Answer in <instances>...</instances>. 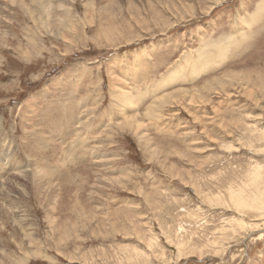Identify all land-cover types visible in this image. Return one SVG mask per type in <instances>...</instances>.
Instances as JSON below:
<instances>
[{
    "label": "rangeland",
    "instance_id": "rangeland-1",
    "mask_svg": "<svg viewBox=\"0 0 264 264\" xmlns=\"http://www.w3.org/2000/svg\"><path fill=\"white\" fill-rule=\"evenodd\" d=\"M11 1L0 264H264V0Z\"/></svg>",
    "mask_w": 264,
    "mask_h": 264
},
{
    "label": "bare ground",
    "instance_id": "bare-ground-1",
    "mask_svg": "<svg viewBox=\"0 0 264 264\" xmlns=\"http://www.w3.org/2000/svg\"><path fill=\"white\" fill-rule=\"evenodd\" d=\"M89 3L88 4H91V2H93L92 0H87ZM11 2H15L14 0H12ZM64 2V1H63ZM114 3V2H113ZM109 4H110V2H109V0H103V3L102 2H100V3H98V8H99V10H100V13L102 14L103 12H108V8H109ZM92 5V4H91ZM18 6H19V4H18ZM12 7V6H11ZM15 8V7H14ZM12 9V8H11ZM6 11V10H5ZM256 13L254 14L255 15V17H253V21H256L255 22V24H257V23H259L261 20H262V18H263V13H262V11H264V3L263 2H261V3H259L258 5H257V8H256ZM8 13V12H7ZM100 14V15H101ZM111 13H109L108 15H110ZM6 16H9V14H6ZM51 20V19H50ZM245 21V23H249L250 25H251V22H252V20H244ZM105 23V22H104ZM249 25V26H250ZM7 27V26H6ZM224 40V39H223ZM215 41V40H214ZM229 42H233V41H230V40H228ZM220 41H218V43H219ZM227 42V41H226ZM214 44V45H216V48L218 47L217 45H218V43L215 41V42H213V40L212 41H209V43H208V45H210V44ZM222 43H223V41H222ZM222 43H219V44H222ZM225 43V42H224ZM227 44H225V46H226ZM222 46H224V44L222 45ZM228 46V45H227ZM226 46V47H227ZM220 47V46H219ZM225 47V48H226ZM205 46L203 45L201 48H200V50H199V52H200V56L202 55V54H204L202 57H203V59L202 60H206L210 55L209 54H207L206 52L207 51H205ZM208 48V47H207ZM223 48V47H222ZM220 49V48H219ZM227 50H228V47L226 48ZM207 50V49H206ZM222 49H220V51H221ZM226 50V51H227ZM225 50H224V52H226ZM227 54V53H226ZM223 55H225V54H223ZM189 58H191V55H189L188 57H186L185 58V61H188L189 60ZM198 59L197 60H199V59H201L200 57H197ZM211 58V57H210ZM212 59V58H211ZM197 63H199L198 61H197ZM210 63V61H207V62H204V63H200L199 64V68L198 69H196V70H198V72L200 73V72H202V70L203 69H205V68H208L207 66H208V64ZM195 65H198V64H195ZM194 65V66H195ZM183 66V65H182ZM181 66V67H182ZM157 70V69H156ZM149 71V70H148ZM175 71V70H174ZM176 72V71H175ZM195 72V71H194ZM124 73V72H123ZM174 73V72H173ZM171 74V73H170ZM175 74V73H174ZM198 74V73H197ZM172 75V74H171ZM171 75H169V76H171ZM168 76V77H169ZM178 76V75H177ZM175 77H176V75H175ZM133 82V81H132ZM178 84V83H177ZM116 86V85H115ZM122 86V85H121ZM130 87V86H129ZM168 88V87H167ZM146 90V89H145ZM165 90V89H164ZM155 91V90H154ZM156 91H157V89H156ZM125 95L124 96H121V101H125L124 103L125 104H123V105H127L126 103H128L130 106H132V110L134 111V112H136V108H137V103L139 102V99L136 97H134L132 94H130V92H129V94L128 93H124ZM180 94V93H179ZM148 96V95H147ZM141 97H142V95H141ZM141 97H139V98H141ZM152 97V96H151ZM150 97V98H151ZM166 98H168V97H166ZM169 101V100H168ZM121 103V102H120ZM116 104V103H115ZM125 108V107H124ZM130 108V107H129ZM122 109V108H121ZM127 110V109H126ZM138 110V109H137ZM123 113V112H122ZM128 113V112H127ZM148 113V112H147ZM155 113V112H154ZM157 113V112H156ZM122 116H123V114H122ZM127 116V115H126ZM140 115H139V113L138 112H136L134 115H129L127 118H129V120H133V119H136V118H138ZM138 125H141V123H140V121H135ZM134 122V123H135ZM132 124V123H131ZM128 125V124H127ZM136 125V124H135ZM137 125V126H138ZM130 126V125H129ZM139 127H141V126H139ZM138 131V130H137ZM138 134V133H137ZM259 135V134H258ZM146 140V139H145ZM158 151V150H157ZM255 169H257V170H255V171H253L252 172V175H251V182H252V180H253V182L252 183H254L251 187H250V189L254 186L255 187V190L254 191H252V192H250V191H248V193L246 192V190H244V192H239V191H231L230 193H229V197H230V202H231V204L238 210V211H240L241 213H245L246 212V214L247 213H249L251 210H253L256 206H257V204L259 203V204H262V203H264V192L262 191V189L260 188V184L257 182V180H258V176H259V173H256V172H260V169L259 168H255ZM262 170V169H261ZM20 171V170H19ZM20 173V175L21 176H23L22 178H26V179H28V176L26 177V173H24L23 171L22 172H19ZM254 173L256 174L255 175V177H254V179H253V176H254ZM28 174V173H27ZM42 177V176H41ZM260 177V176H259ZM19 178V177H18ZM39 178V177H38ZM7 179V178H6ZM21 179V178H20ZM108 179V178H107ZM39 180V179H38ZM110 180V179H109ZM28 181V180H27ZM26 183V182H25ZM39 184V183H38ZM251 183H249L248 184V186L250 185ZM3 185V184H2ZM18 185V184H17ZM22 185V184H21ZM24 185V184H23ZM43 185H44V183H43ZM46 185H48V184H46ZM38 186V185H37ZM45 186V185H44ZM49 186H51V185H49ZM54 186V185H53ZM20 188V187H19ZM25 188H27V187H25ZM46 188H48V187H46ZM55 189H56V187H55ZM49 190H50V187H49ZM249 190V189H248ZM48 191V190H47ZM27 192V191H26ZM250 192V193H249ZM24 193V192H23ZM55 193V192H54ZM22 194V193H21ZM261 194V195H260ZM258 195H260V196H258ZM263 205V204H262ZM3 206V205H2ZM1 206V207H2ZM261 207V206H260ZM259 207V208H260ZM6 208V207H5ZM1 209V208H0ZM2 209H3V207H2ZM7 212H8V210H7ZM6 212V213H7ZM1 215V214H0ZM6 216V215H5ZM8 216H9V214H8ZM3 217V216H2ZM7 217V216H6ZM5 218V217H4ZM6 221H7V219H6ZM240 223H242L241 221H240ZM4 224V223H3ZM239 224V223H238ZM27 225V224H26ZM248 225V224H247ZM244 226V225H243ZM249 226V225H248ZM225 247V246H224ZM184 248V247H183ZM187 250H189V249H187ZM190 252V251H189ZM191 253V252H190ZM142 264V263H141Z\"/></svg>",
    "mask_w": 264,
    "mask_h": 264
}]
</instances>
